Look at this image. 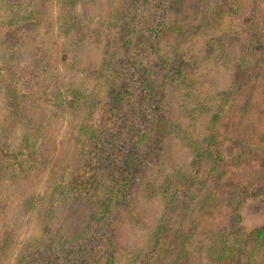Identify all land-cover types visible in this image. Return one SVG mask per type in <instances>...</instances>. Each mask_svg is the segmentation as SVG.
I'll return each mask as SVG.
<instances>
[{"label": "trees", "instance_id": "16d2710c", "mask_svg": "<svg viewBox=\"0 0 264 264\" xmlns=\"http://www.w3.org/2000/svg\"><path fill=\"white\" fill-rule=\"evenodd\" d=\"M246 1L0 0V264H264L240 213L264 195ZM231 134L244 152L222 156Z\"/></svg>", "mask_w": 264, "mask_h": 264}, {"label": "rangeland", "instance_id": "374dc122", "mask_svg": "<svg viewBox=\"0 0 264 264\" xmlns=\"http://www.w3.org/2000/svg\"><path fill=\"white\" fill-rule=\"evenodd\" d=\"M256 4L258 7H256ZM251 11L254 14V19L258 27L259 33L262 35V41L264 43V0H247L246 5L244 3H241L239 5V10L238 13L240 15V19L238 20V24L241 25V27H245L248 23H250L252 14ZM244 18V19H243ZM217 58V57H214ZM212 59V58H211ZM219 68L221 63H216ZM256 65L253 67H248L245 70V72L242 75V80H243V85H242V90H243V100L244 103L246 104L245 107L250 109V115L248 116V124L247 126H254L255 129L251 131H258L260 128H262V131H264V61L260 62H255ZM217 65L214 64L213 69H212V77L217 71L215 69H218ZM207 69L206 65L203 67V74L206 75ZM56 76L58 78H66L67 75L65 71H56L55 72ZM248 75V76H247ZM222 78V84L226 87H231L233 85V76H227L226 74H221L220 77L216 76L214 81H218ZM241 90V91H242ZM228 108L231 107V104L235 103L233 99H228ZM230 104V106H229ZM228 131V130H227ZM232 135L229 138L223 139L221 141V150L223 152L220 153L222 156L224 155H230L232 153H237V152H244V148L242 147L241 143L234 142L232 139ZM237 136V135H236ZM235 136V137H236ZM66 142L68 140H65ZM186 143L184 142L183 145H176L177 150L176 151H171L169 154V165L173 163H177L181 161L182 156H181V151L183 149V146ZM181 146V147H180ZM187 146V145H186ZM179 147V148H178ZM55 148L57 149L56 153H58L61 156H64L65 159H67V163L70 164V161H68L70 157L71 151H68L67 154L64 155V151L59 147V143L57 142L55 145ZM189 149V147L187 146ZM211 151L214 153L217 151L215 147L210 148ZM168 166V164H167ZM247 172L253 173L254 170L252 169H247ZM261 174V173H260ZM264 174V172L262 173ZM50 175V171L47 170L43 176L39 177V181L37 184L35 183L36 191L42 192L46 186V180L48 179ZM25 178L29 183H33V177L32 174H25ZM104 181H106L105 176L103 177ZM15 190L11 192V198H9L8 204H12L13 206V201L16 198V195L18 194V187H14ZM9 206V205H8ZM240 213L242 215V219L244 222V225L248 228H252L261 224H264V195H260L257 197H249L247 198L240 207ZM184 227V222L181 223L180 229ZM30 229V226H28ZM26 230V227L24 226V232ZM185 232V230H184ZM181 233H183L181 231Z\"/></svg>", "mask_w": 264, "mask_h": 264}]
</instances>
